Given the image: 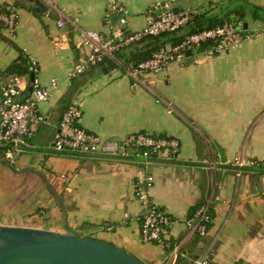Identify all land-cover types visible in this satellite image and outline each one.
<instances>
[{
  "label": "crops",
  "instance_id": "0c3cea01",
  "mask_svg": "<svg viewBox=\"0 0 264 264\" xmlns=\"http://www.w3.org/2000/svg\"><path fill=\"white\" fill-rule=\"evenodd\" d=\"M109 1L58 0L52 8L44 0H0V9L9 6L18 14L13 31L0 30V81L19 77L29 88L28 74L6 72L24 57L30 64L34 60L33 75L42 85L52 78L58 83L38 105L43 120L30 138V150L13 162L0 158V225L105 240L143 264H194L198 258L264 264L263 171L245 168L237 177L233 167L211 172L203 165L212 153L223 159L238 154L264 159V0H175L174 8L197 14L240 9L242 14L229 20L241 22L249 37L227 51L201 48L193 59L144 74L147 86L122 69L117 58L119 65L98 64L68 79L73 64L87 54L77 47L78 29L105 32ZM114 1L128 11L124 24L113 16L116 27L138 31L144 26L153 0ZM254 11L262 16L253 17ZM59 18L65 20L63 27L57 26ZM72 103L82 108L80 124L102 141L145 132L178 139L179 150L147 160L135 148L116 154L57 152L54 136ZM149 175L154 182L147 203L173 220L170 246L140 238L146 208L134 193ZM204 202L210 207L208 231L190 237L186 219Z\"/></svg>",
  "mask_w": 264,
  "mask_h": 264
},
{
  "label": "built area",
  "instance_id": "2783aa9c",
  "mask_svg": "<svg viewBox=\"0 0 264 264\" xmlns=\"http://www.w3.org/2000/svg\"><path fill=\"white\" fill-rule=\"evenodd\" d=\"M50 7L55 8L58 0H44ZM175 0H153L145 15V24L138 31H129L116 27L112 18L120 16V22L126 23V8L114 0H110L103 14L106 31L96 29H78L80 39L78 48L87 49L84 58L73 64L68 71L67 78H76L91 67L103 63H118L116 53L122 47L139 41L146 36H156L163 32H173L181 29L195 12L193 10L174 11ZM18 24L16 10L7 6L0 9V29L13 31ZM65 20L59 18L57 26L63 27ZM249 36L244 33L241 22H225L222 25L192 33L180 44L160 46L152 56L139 63L128 62L125 71L138 83L147 86L144 74L158 73L168 65L185 57V50L192 53L201 50V44L209 42L208 53H221L236 47ZM35 72L36 65L30 59ZM55 78L47 85H42L34 77L30 81V88L22 82V78L15 77L0 81V158L13 162L16 157L28 152L31 148L30 138L38 131L43 117L38 111L39 103L46 101L57 87ZM82 108L77 103L66 107L61 115L58 130L54 136L52 149L72 154H116L125 152L128 148L143 149L142 156L147 160L149 152L166 151L176 153L179 150V140L170 136H154L145 132H137L126 136L121 141H102L100 136L84 128L80 124ZM203 165L211 172L224 171L233 167L235 175L240 177L245 168L259 169L264 180V159H256L238 154L231 158H221L219 154H211ZM154 179L151 175L139 182L135 187V197L145 205L146 213L140 220V238L145 243H160L170 246L169 227L171 216L154 203H147L149 190ZM209 204L201 203L194 214L186 219L188 236H204L211 221ZM177 248V245H175ZM164 264H170L166 261ZM194 264H216L208 258H198Z\"/></svg>",
  "mask_w": 264,
  "mask_h": 264
},
{
  "label": "water",
  "instance_id": "95a60500",
  "mask_svg": "<svg viewBox=\"0 0 264 264\" xmlns=\"http://www.w3.org/2000/svg\"><path fill=\"white\" fill-rule=\"evenodd\" d=\"M174 11L178 12V8ZM185 55L192 58L191 49L187 48ZM105 66H113V63H105ZM33 79L31 74L30 80ZM0 264L143 263L125 249L105 240L76 233L0 225Z\"/></svg>",
  "mask_w": 264,
  "mask_h": 264
},
{
  "label": "trees",
  "instance_id": "16d2710c",
  "mask_svg": "<svg viewBox=\"0 0 264 264\" xmlns=\"http://www.w3.org/2000/svg\"><path fill=\"white\" fill-rule=\"evenodd\" d=\"M262 13H257L256 11H254V13L252 14L253 17H261ZM240 14H242L240 12V9H232L225 14L219 13L210 15L208 13H194L191 15V18L186 23L184 28L182 27L181 29H178L173 32H163L156 36H146L139 41L133 42L119 49L116 53V58L121 63L120 67L124 69L128 62L132 61L134 63H139L140 61L149 59L152 56L153 52L156 51L160 46L167 44L174 46L180 44L186 39L188 35L199 32L204 29L222 25L225 22H230V15L239 16ZM209 46V42L201 44L202 49H208ZM123 49L126 50L124 54L126 55L125 58H122L123 54L121 53V51H124ZM29 64L30 63H28V60L24 59L23 57L21 62L12 64L9 68H7L6 72L10 74L14 73L19 75L28 74L30 76L31 74H33V69H31V64ZM139 150L141 152L143 151V149ZM156 154L158 153L149 152V157L151 158L152 156H156Z\"/></svg>",
  "mask_w": 264,
  "mask_h": 264
},
{
  "label": "rangeland",
  "instance_id": "374dc122",
  "mask_svg": "<svg viewBox=\"0 0 264 264\" xmlns=\"http://www.w3.org/2000/svg\"><path fill=\"white\" fill-rule=\"evenodd\" d=\"M196 14V13H195ZM246 22H250L249 20H246ZM69 79H71V78H69Z\"/></svg>",
  "mask_w": 264,
  "mask_h": 264
}]
</instances>
